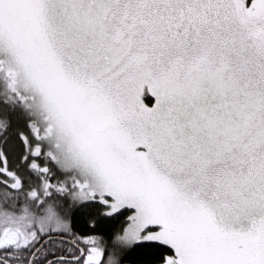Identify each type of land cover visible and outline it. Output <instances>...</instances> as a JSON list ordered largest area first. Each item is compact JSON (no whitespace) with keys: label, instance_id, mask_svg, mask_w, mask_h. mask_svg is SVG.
<instances>
[{"label":"snow or ice","instance_id":"6c2138e0","mask_svg":"<svg viewBox=\"0 0 264 264\" xmlns=\"http://www.w3.org/2000/svg\"><path fill=\"white\" fill-rule=\"evenodd\" d=\"M0 264H264V0H0Z\"/></svg>","mask_w":264,"mask_h":264}]
</instances>
